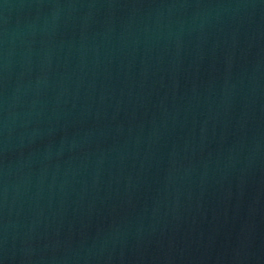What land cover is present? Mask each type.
Instances as JSON below:
<instances>
[{"label":"water","instance_id":"obj_1","mask_svg":"<svg viewBox=\"0 0 264 264\" xmlns=\"http://www.w3.org/2000/svg\"><path fill=\"white\" fill-rule=\"evenodd\" d=\"M0 264H264V0H0Z\"/></svg>","mask_w":264,"mask_h":264}]
</instances>
